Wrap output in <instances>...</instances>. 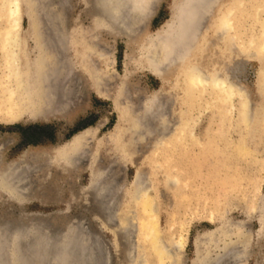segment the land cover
<instances>
[{
  "label": "rangeland",
  "instance_id": "obj_1",
  "mask_svg": "<svg viewBox=\"0 0 264 264\" xmlns=\"http://www.w3.org/2000/svg\"><path fill=\"white\" fill-rule=\"evenodd\" d=\"M0 1V174L12 169L14 178L23 179L16 178L21 186L19 198L0 184L1 226H11L10 231L7 229L11 233L16 227L33 228L38 223L50 235L59 233V239L72 233L79 243L86 236L89 240L84 241V253H96L103 264H264V47L260 52L259 47L253 49L246 43L261 40L258 37L264 31V0H246L238 13L239 27H244L239 28L238 45L227 67L230 77L246 93L242 98L250 102L249 106L241 109L239 105V110L248 111L249 116H241L236 108L234 117L226 120L218 118L213 107L202 109L199 103L189 107L183 100L180 70L166 72L163 81L143 66L146 40L167 23L178 0H157L155 11L144 25H138L142 20L137 17H130L124 25L135 30L132 33L129 29L130 34L126 27L124 32L118 28L109 32L96 26L95 18L101 9L98 0H20L17 24L7 15L6 1ZM6 28L18 32L23 69L34 66L39 48L45 46L52 51L46 64L52 65L50 60L55 58L52 62L57 66L48 80L73 94L64 102L56 98L58 109L47 119H4L9 109L5 108L7 84L3 80H15L7 76L10 66L2 41ZM213 52L205 63L212 61ZM89 72L100 76L108 98L97 95ZM156 96L176 100L172 99L173 112L165 119L170 127L183 110L197 118L195 131L206 138L203 146L181 141L172 148L154 147L161 141V129L151 135L143 133L145 138L141 134L143 139L137 134L131 137L133 132L129 131L126 139L130 154L119 156L109 140L118 120V105L134 120L137 116L141 123L156 127L157 120L145 116L146 102ZM63 105L66 110L61 109ZM98 125L89 155L67 163L56 151L77 132ZM136 175L147 180L145 184L140 180L144 190H149L142 193V200L135 199ZM148 199L153 201L151 205ZM150 214L154 215L156 236L160 237L156 242L144 230L146 219H152ZM51 224L55 229L50 228ZM220 226L228 232L226 236L217 230ZM236 237L242 242H237ZM231 240L237 244L232 246ZM28 242L21 246L24 248ZM227 243L234 248L228 245L226 249ZM156 246H162L160 254ZM197 254L201 255L199 261ZM9 256L7 252L6 263H10Z\"/></svg>",
  "mask_w": 264,
  "mask_h": 264
},
{
  "label": "bare ground",
  "instance_id": "obj_2",
  "mask_svg": "<svg viewBox=\"0 0 264 264\" xmlns=\"http://www.w3.org/2000/svg\"><path fill=\"white\" fill-rule=\"evenodd\" d=\"M3 1H6L5 5H7V9H6L7 15L13 18L12 22H15L14 24H17L19 20L18 18H20L19 16V13L21 10L20 0H2V2ZM245 1L246 0H178V1H175L174 5L172 6V13H171L170 19L162 27V29H160L159 31H156V33L149 36L148 39L146 40V44H145L146 46L143 47V52L146 58V63H145L146 65H143L145 66L144 68H147L148 70H150V72L153 75H155L156 77L160 78L163 81L165 80L166 72L175 70V69L180 70V74L182 75V85H183L182 89L184 92L183 100L184 101L186 100L187 104H189V107H193L195 104L199 103L202 109L203 108L208 109L210 107L215 108V110L217 111L218 118L221 117L224 120L228 119L229 116L230 118H233L234 109L238 108V111H240L239 105L241 106L240 108L243 109L244 106L248 107L250 103V102L246 103L245 99L242 98L243 97L242 94L246 95V93L245 91L244 93H242L243 92L241 91L242 89L240 90L239 89L240 87H238L237 83L234 82L233 79L230 77L228 67H227V60L229 58L230 59L232 58L233 51L238 45V39L240 35L239 28L244 27L243 25L239 27L238 13L242 5L243 7L245 6L244 5ZM94 2L96 3L95 0ZM157 2H158L157 0H98V3L101 5V9L100 11H98L97 16L95 18L96 26L98 28L104 27V29H106V31H109V32L114 31V28H118L120 32H124L123 31L124 27H126L124 25L126 21L130 19V17H137L138 19H140V22L142 20V22L141 23L139 22L140 24L138 25H144L143 23H145L148 17L155 11ZM243 9H245V11L247 10L246 8H243ZM263 12H264V9H263ZM259 13H260V10H259ZM2 14H4V12ZM257 24L260 25L261 23L260 24L257 23ZM14 29L12 30L11 28H6L2 33V41H3V44L5 45L6 53L8 54V64H9L8 66H10V75H7V76L14 77L13 80L15 79L12 82H8L2 79L4 81V84H7L5 85L6 87L4 88V92L8 99L7 100L8 102L6 101L8 107H5V108L9 109L7 111V114L4 116V119L5 121H17L24 117L28 119H32V120L47 119L50 113L58 109V103L56 101L57 100L56 98L59 97L64 102V100L73 96V94L70 91H68V89L65 86L62 87L61 85L59 86L54 85L53 82L51 83L50 80H48L47 76L50 73L54 72L57 67L56 65H53L55 64L53 63L55 58L52 59L53 62L52 60H50L52 65L46 64V61H47L46 57L52 52L49 48L45 46L42 47L41 45V47L39 48V55L37 57V60L34 66L31 67L30 69L29 68L23 69L21 67L20 65L21 64L20 62V56H21L20 50L21 49L19 47V42H18L19 37H17L18 32L14 31ZM129 29L127 30L129 31V34H130V30H132V28L130 30ZM133 30H132V33H133ZM211 30H212V34L210 33ZM38 36H41V35H38ZM258 38H261L259 42L250 40L249 42L246 41V43H249L250 46H252V48L259 47V50H261V47L262 48L264 47V31L261 34V37H258ZM244 47L245 46H243V48ZM214 50L215 52H213ZM210 51L213 52L212 53L213 55L212 54L210 55V58L213 62L209 61L208 63H205V58L208 56ZM260 52H262V50ZM214 55L216 57H214ZM257 55L260 56V54H257ZM262 57L263 56H261V59ZM262 70L263 71H262L261 82H262V86H264V67L262 68ZM25 71L28 72V75H26L27 73ZM91 77H92V81L94 82L97 95L102 98H108L109 94L104 89L105 87L103 85V82L100 79V76L98 77L95 74L89 72L90 83H91ZM26 78H29V79H26ZM6 96L5 97L2 96V97L6 98ZM172 99L170 98L169 100H162L159 96H156L152 98L151 100H149L148 102H146L147 110L145 112L147 113L145 114L147 115L145 116H152L149 118L156 119L158 122L157 123L158 125H156V127H151L148 123L147 124L141 123L140 121L141 119L139 120L137 116H135L136 118L134 120L133 118L128 116L129 114H127V111L123 110L122 106L118 105L117 107L118 108V120H117L115 127L112 130L111 137H109V140H111L113 144L115 145V148L117 150L116 152L119 154V156L121 155L126 156L130 154L129 141H127L126 139L127 132L129 131H131V133L133 132L131 134V137H135V134L141 136V134L143 133L145 134L147 132H150L149 134L151 135L153 134L151 132L156 131V130L159 131L161 129L162 132L160 131L161 132L160 134L162 135L163 133L160 139L161 141L159 143L157 142V144L154 145V147H157V145L159 147L161 145L162 146L165 145L169 148H172L174 147L176 143L181 142V141H183L184 143H190V144L196 143V145L203 146V141L204 139L206 140V138L196 133L195 124H196L197 118L195 116L189 115L190 111L187 112V110L186 111L183 110L182 111L183 113H181L182 116L180 115L181 117L178 119L175 125L171 124L173 125L171 127L168 125L167 117H169L171 115V112H173L171 111L172 105H173ZM174 101L176 100L174 99ZM63 102L61 103V105L63 104ZM61 109L66 110V105H63ZM186 109H188V107ZM245 110H248V108ZM240 112L241 113L239 114H241V116H244V115H246V117L249 116L247 114L248 111L243 110ZM165 119H167L166 123H165ZM137 120L140 122H138ZM225 123L226 122H224V124ZM224 124L223 126H225ZM98 128H99V125L89 126L77 132L76 134L73 135V137L69 141L59 146L56 151L60 152V154H63L62 158L65 161H67V163L71 161L74 162L78 158V156L89 155L87 154V153H91L89 152L90 151L89 146H90L91 140L93 139V136L98 131ZM226 128L227 127L223 128V130ZM205 135L206 134H204V136ZM145 137L146 136H144V138ZM215 138L218 139V137H215ZM134 142H132V144ZM14 172L11 169V171H9L8 173L7 172L1 173L0 174V184H2V187L5 189V191H8L11 196L16 195L15 197L19 198V195L22 194L21 189H20L21 186H20L19 179H22V178H19L18 176L17 177L19 179H16L17 177L14 178L15 176ZM99 175L100 173L98 174V176ZM144 177L136 175V177L134 178L133 186H135V190L137 194L135 199L141 198L142 200L143 199L142 193L149 191V190L148 191L144 190L146 188H144L145 186L143 185L147 183L146 182L147 180L146 181L143 180ZM175 179H177V177H175ZM25 180H24V183H25ZM140 180H143L144 184H142ZM23 187H24V184H23ZM104 188H99V189L100 190L103 189L102 191H104ZM100 193L102 192L100 191ZM23 196L25 195L23 194ZM148 200L150 201V205H151L152 200L150 199ZM144 202L149 203L147 200H145ZM147 205L148 204H145V206ZM148 208L150 210V207ZM149 218H152V219L151 221L150 220L148 221L146 219L147 221L146 229L144 230L146 231V234L148 237L150 235L153 236L151 240L153 241L155 240V242L159 241L160 237L156 236L157 229H156V226H154L153 224L154 215L150 214ZM19 223L21 224L20 221ZM36 224L37 226L36 227L34 226L33 228L32 226H28V227L26 226L25 228L23 226H19L16 228L12 226L13 228H15V230L13 231V228H12L13 232L11 233L9 232L10 231L9 229L11 226L9 227V226L0 225V264L6 263V258H7L6 253L7 252L10 255L8 258L10 259V263H6V264H98L99 263L97 262L99 257L96 256V253L95 254H85L86 249L84 248H86V242L84 241L88 242L89 240V239L88 240L86 239L87 238L86 236H85V239L82 240L81 243H79L80 240L72 233L70 234L67 233L68 235L65 234V236L59 239V237L61 236H59L60 234L57 233L56 231L52 232L53 234L50 235L46 229L39 228L38 223ZM14 225H15V222H14ZM49 226L50 228L55 229L51 227L52 224ZM235 226L240 227V224L235 225ZM7 229L9 231H7ZM35 230L37 231L35 232ZM217 230L220 231L222 234L224 232L225 236L227 235L226 233H228L226 230L224 231V228L221 226ZM72 231L74 230L71 229L70 232ZM246 231H245V234L244 233L241 234L242 238L246 235ZM236 238H237V242H242L240 241L241 240L240 238L238 237ZM24 242H28V244L27 246L25 245L26 247L24 246L23 248L22 243ZM196 242H197L196 246L198 247V250H199V238L196 240ZM233 242L234 241L231 240L232 246L233 244H237L236 242L235 243ZM228 245L231 248H234L231 246V244L227 243L225 245L226 249H228L227 248ZM181 246L182 245L180 244L179 247ZM234 246H235V249H233V251L237 249L236 248L237 245H234ZM156 247L158 251L160 249V246H156ZM83 249L85 250V253ZM160 250H162V246ZM164 251L162 252L164 253ZM159 252L161 251H158V254H160ZM168 252L169 251H167L166 254H168ZM229 253L231 255L233 254V252L232 253L229 252ZM236 253H237V250H236ZM234 255H235V252H234ZM202 258H204L203 255H202ZM197 259H198L197 261L201 259L200 254L197 256ZM100 260L101 259H99L98 261ZM100 263L102 262L100 261ZM194 263L197 264L196 261Z\"/></svg>",
  "mask_w": 264,
  "mask_h": 264
}]
</instances>
